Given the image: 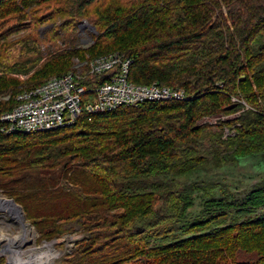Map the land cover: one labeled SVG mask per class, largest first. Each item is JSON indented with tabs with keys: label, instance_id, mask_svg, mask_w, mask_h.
Instances as JSON below:
<instances>
[{
	"label": "trees",
	"instance_id": "1",
	"mask_svg": "<svg viewBox=\"0 0 264 264\" xmlns=\"http://www.w3.org/2000/svg\"><path fill=\"white\" fill-rule=\"evenodd\" d=\"M53 15L68 17L71 31L90 21L92 54L131 58L129 81L180 88L187 98L0 135V192L22 207L37 240L82 234L59 264H264V215L214 225L221 212L178 226L199 188L187 183L191 175L264 154V0H0V94L9 95L0 112L19 92L67 72L80 52L72 37L39 66L7 64L11 44L35 51L38 28ZM27 28L35 34L8 36ZM231 207H264V181L239 203L205 201L208 213Z\"/></svg>",
	"mask_w": 264,
	"mask_h": 264
},
{
	"label": "rangeland",
	"instance_id": "2",
	"mask_svg": "<svg viewBox=\"0 0 264 264\" xmlns=\"http://www.w3.org/2000/svg\"><path fill=\"white\" fill-rule=\"evenodd\" d=\"M66 18L68 17L60 15L45 18L38 28L40 39L38 43L34 44L35 51H31L30 48L25 47L24 42L11 44L10 48L6 50L7 56L5 61L7 64H13L16 70H19L27 60L33 59L35 64L39 66L44 60L65 52L70 47L69 40L72 37L75 38L74 47L79 48L80 52L77 56L67 59L66 70H71L79 61L86 62L94 58L92 49H90L95 34L92 23L87 19H83L71 31V29L64 25L67 20ZM61 25L64 26L60 27ZM33 30L32 28L21 29L11 32L8 36H10V39L24 38L23 36H28L32 32L34 35L35 30ZM55 31H58L60 36L56 35L53 37L51 34ZM45 37L46 39L42 41L41 39ZM35 55L39 57L37 58ZM10 72L9 75L12 77L16 76L20 80L26 79L27 75L22 74L23 72L18 73L15 70ZM0 99L8 100L9 95L0 94ZM218 119L211 118V122H216ZM209 120L210 118L206 119V121ZM263 181L264 154L246 156L238 159L234 164L227 163V165L219 168L208 166V168L196 172L188 178L187 183H196L199 188L193 192V206L188 209L185 218L178 226L189 223L195 218H210L213 214L221 212H224L225 215L216 220L215 224L212 222L214 225L228 223L232 219L242 220L264 215V207L259 208L252 214L238 213L235 207L225 208L224 211L213 208L209 213L205 210V201L210 197L219 199L221 196H224L226 202H234L236 204L245 197L253 186ZM209 190H211V193H208ZM11 199L0 192V256H4L8 264H16L18 261L23 260L29 261L30 264H59L63 253L66 250H70L75 241L82 237V234L71 233L49 241H38L37 230L25 218L22 207L16 202L14 205L9 202ZM1 200L6 201L2 202ZM16 210L20 212L19 215ZM175 233L178 234L176 236H181L179 231ZM171 237L173 235L167 237V240ZM57 244L58 247L56 246Z\"/></svg>",
	"mask_w": 264,
	"mask_h": 264
},
{
	"label": "built area",
	"instance_id": "3",
	"mask_svg": "<svg viewBox=\"0 0 264 264\" xmlns=\"http://www.w3.org/2000/svg\"><path fill=\"white\" fill-rule=\"evenodd\" d=\"M131 63L123 53L107 52L19 92L15 105L0 112V135L51 131L72 125L82 113L93 116L122 106L187 98L180 88L129 81Z\"/></svg>",
	"mask_w": 264,
	"mask_h": 264
},
{
	"label": "bare ground",
	"instance_id": "4",
	"mask_svg": "<svg viewBox=\"0 0 264 264\" xmlns=\"http://www.w3.org/2000/svg\"><path fill=\"white\" fill-rule=\"evenodd\" d=\"M2 202L3 201H6V200H1ZM17 211V210H16ZM18 212V211H17ZM20 212H18V215H19ZM21 217V216H20ZM24 233H25V230L23 229ZM22 235V234H21ZM16 264H30L29 261H18Z\"/></svg>",
	"mask_w": 264,
	"mask_h": 264
},
{
	"label": "water",
	"instance_id": "5",
	"mask_svg": "<svg viewBox=\"0 0 264 264\" xmlns=\"http://www.w3.org/2000/svg\"><path fill=\"white\" fill-rule=\"evenodd\" d=\"M234 105H230L228 108L233 107ZM9 202H11L13 205L15 204V201L13 199H11ZM19 209V208H18Z\"/></svg>",
	"mask_w": 264,
	"mask_h": 264
}]
</instances>
